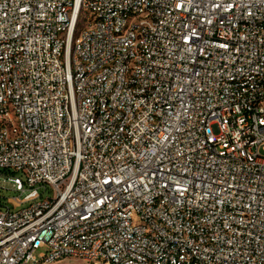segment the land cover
<instances>
[{
  "label": "built area",
  "instance_id": "built-area-1",
  "mask_svg": "<svg viewBox=\"0 0 264 264\" xmlns=\"http://www.w3.org/2000/svg\"><path fill=\"white\" fill-rule=\"evenodd\" d=\"M1 179L0 264H264V0H0Z\"/></svg>",
  "mask_w": 264,
  "mask_h": 264
},
{
  "label": "rangeland",
  "instance_id": "rangeland-1",
  "mask_svg": "<svg viewBox=\"0 0 264 264\" xmlns=\"http://www.w3.org/2000/svg\"><path fill=\"white\" fill-rule=\"evenodd\" d=\"M4 178V177H3ZM19 196L18 194L14 193L13 191H11V188L8 184L4 183L3 180H0V205L2 206H6V205H11L10 204V199ZM29 204H25V205H21L20 207H18L17 209H15L16 211L21 210L23 208L28 207ZM13 208V206H12ZM68 263L71 262V259L67 260Z\"/></svg>",
  "mask_w": 264,
  "mask_h": 264
}]
</instances>
